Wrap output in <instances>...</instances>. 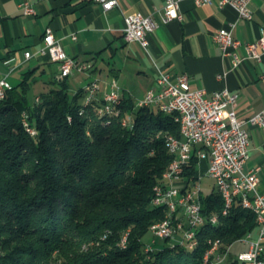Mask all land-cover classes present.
Wrapping results in <instances>:
<instances>
[{
  "label": "trees",
  "instance_id": "trees-1",
  "mask_svg": "<svg viewBox=\"0 0 264 264\" xmlns=\"http://www.w3.org/2000/svg\"><path fill=\"white\" fill-rule=\"evenodd\" d=\"M34 73L0 102V264H202L209 238L229 244L256 229L255 215L235 202L218 224L197 232L195 248L146 251L143 237L165 216L152 205L172 160L165 136L180 137L179 124L124 97L122 115H132L124 126L122 116L98 114L100 99L83 104L84 88L72 95L69 77L55 75L57 88L31 104ZM197 163L193 156L184 174L191 181ZM202 204L208 214L223 207L215 188Z\"/></svg>",
  "mask_w": 264,
  "mask_h": 264
},
{
  "label": "crops",
  "instance_id": "crops-1",
  "mask_svg": "<svg viewBox=\"0 0 264 264\" xmlns=\"http://www.w3.org/2000/svg\"><path fill=\"white\" fill-rule=\"evenodd\" d=\"M25 3L34 8V15L24 14ZM165 3L166 0H118L117 7L104 11L96 0H0V71L8 73L14 67L8 80L17 71H22L23 80L25 73L34 70V84L39 82L38 77L48 75L49 79L40 82L44 80L42 83L49 85L52 77H57L58 65L40 49L45 31L50 28L68 56L91 66L85 72L75 71L74 76L83 77L80 84L84 87L98 79V98H102L106 84L115 81L122 97L136 103L148 90L161 88L160 75H168L174 81L186 74L190 87L204 90L206 97L222 89L236 93V116L241 122L261 111L264 55L260 61L245 59L233 67L231 57L223 56L214 35L235 23L233 36L241 43L237 53L245 56V44L258 40L264 33V0H252L251 20L241 18L229 5L219 6L218 0L204 5L183 0L182 19L166 23L160 15ZM139 12L151 15L156 22L154 31L147 35V49L123 39L125 16ZM28 51L31 57L25 59ZM244 127L250 135L246 169L260 167L258 190L264 194V128L248 124ZM198 174L202 175L201 167ZM233 248L230 257L245 250L244 246Z\"/></svg>",
  "mask_w": 264,
  "mask_h": 264
},
{
  "label": "built area",
  "instance_id": "built-area-1",
  "mask_svg": "<svg viewBox=\"0 0 264 264\" xmlns=\"http://www.w3.org/2000/svg\"><path fill=\"white\" fill-rule=\"evenodd\" d=\"M104 11L118 6V0H96ZM183 0H166L161 10L163 22L181 20L180 4ZM213 0H195L197 5L210 4ZM252 0H218L219 6L229 5L237 10L241 18L251 20ZM25 15H34V8L25 3L22 5ZM159 12V11H158ZM235 23L227 28H221L214 40L219 45L223 56L231 57L233 67H238L243 60L253 59L260 61L264 55V33L251 43L245 44V56L237 53L240 41L233 36ZM156 22L151 15L141 12L127 15L124 18L123 39L127 43H139L144 49L148 48L147 35L154 31ZM40 53L47 54L51 62L58 65L56 79L63 80L70 77L75 71L85 72L91 66L79 63L68 56L55 37L52 29L45 31ZM31 57V52L25 53V59ZM0 71V102L4 100L13 86L8 80L9 74ZM264 82V75L262 76ZM161 86L159 90L150 89L144 98L136 102V108L141 104H153L154 109L181 118L183 125L182 139H175L174 135L166 134L165 139L170 141L172 160L163 174L162 182L153 188L152 205L163 209V219L152 223L149 227L155 237L161 239L178 238L183 240V246L195 248V232L208 223H216L217 214L204 212L202 197L205 195L198 174L200 161L209 159L207 175L214 181L215 189L222 193L223 207L220 213L232 208L237 202L243 209L252 212V207H259V226L252 233L227 244V248H220V238H209L202 264H264V194L258 190L260 167L246 169L249 159V131L244 127L264 128V108L241 122L236 116L238 95L227 89L216 91L211 97L205 96V91L192 89L188 75L178 76L172 80L170 76L162 74L158 78ZM106 91L102 98H98L101 84L94 79L84 87L85 102L95 99L102 101L98 112L102 116H122L126 119V126H130L132 115H122L123 97L120 87L115 81L106 84ZM38 100V98L36 99ZM23 125L31 136H36V129L30 127L26 113L23 114ZM198 163L195 167L196 180L191 181L184 176L189 168L192 157ZM127 239V238H126ZM126 239L121 242L126 245ZM235 243L245 247L233 255ZM146 251L154 249L146 245Z\"/></svg>",
  "mask_w": 264,
  "mask_h": 264
},
{
  "label": "rangeland",
  "instance_id": "rangeland-1",
  "mask_svg": "<svg viewBox=\"0 0 264 264\" xmlns=\"http://www.w3.org/2000/svg\"><path fill=\"white\" fill-rule=\"evenodd\" d=\"M76 74V73H75ZM75 74H73V76L70 77V83H71V89H70V94H74V92L77 90V89H80V87H84L83 85L80 84V81L83 80V77L80 76V74H78L77 76H74ZM22 71H17V72H14L12 73L11 77L9 78V82L11 83L12 86H15L17 84H19V82L22 80ZM81 77V78H78V77ZM49 76L46 75L45 77H38L40 78L39 82L37 81L36 84H33L32 85V88L28 91L27 93V98H28V101L32 104L34 103L35 99H36V96H39L40 92L43 90H49L51 88H57L58 85H55V84H49V85H45L44 83V80L45 79H49L48 78ZM42 79H44L42 82H40ZM84 82V81H83ZM45 85V86H44ZM209 166V160H205L201 165V172H202V180H201V184H202V187H203V190H204V193L208 194L210 193L215 187V183L214 181L207 175V168ZM199 167V168H200ZM179 241L178 238H174V239H169V240H166V239H161V238H158V237H155V235L149 231L144 237H143V242L146 244V245H151L153 248H163L165 246H173L175 244L178 243L177 242H174V241ZM174 242V243H173ZM242 245H240L239 243H235L234 244V248L233 249H238V248H241Z\"/></svg>",
  "mask_w": 264,
  "mask_h": 264
},
{
  "label": "bare ground",
  "instance_id": "bare-ground-1",
  "mask_svg": "<svg viewBox=\"0 0 264 264\" xmlns=\"http://www.w3.org/2000/svg\"><path fill=\"white\" fill-rule=\"evenodd\" d=\"M2 101V100H1ZM86 103H89V102H85V104ZM140 107H151V108H154V105L153 104H141L140 105ZM98 114H100L101 115V113L100 112H98ZM174 120L176 121V123H178L179 124V127H180V137H175L174 136V138L175 139H182V136H183V125H182V120H181V118H174ZM174 121V122H175ZM121 122H122V125H124V126H126V119H125V117H122V119H121ZM30 123H31V121H30ZM30 127H32L31 125H30ZM36 135H37V131H36ZM166 145H167V150H168V153L171 155V148H170V141L169 140H166ZM169 166V165H168ZM206 194V193H205ZM220 194V196H221V198H222V193H219ZM231 209H229V210H225V211H223V213H220L219 215L217 214V216H216V223H211L212 225H216V224H218V221H219V216L221 215V216H226V215H228V213H229V211H230ZM252 213L255 215V218H256V226H259V207H252ZM202 228V227H201ZM200 229H198L196 232H195V241H197V232L199 231ZM254 231V230H253ZM253 231H250V232H248V233H252ZM247 233V234H248ZM126 239V236H124V238L122 239V241L123 240H125ZM174 241V240H173ZM178 241V240H177ZM177 241H174V242H177ZM173 242V243H174ZM178 245H181V246H183V240H179L178 241V243H177ZM220 248H227V244H224L222 241H220Z\"/></svg>",
  "mask_w": 264,
  "mask_h": 264
}]
</instances>
